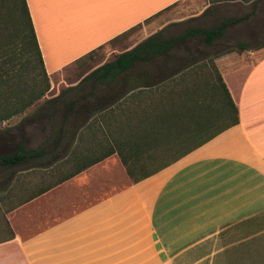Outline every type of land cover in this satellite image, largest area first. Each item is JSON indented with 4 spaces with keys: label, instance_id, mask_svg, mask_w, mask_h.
Listing matches in <instances>:
<instances>
[{
    "label": "crops",
    "instance_id": "crops-1",
    "mask_svg": "<svg viewBox=\"0 0 264 264\" xmlns=\"http://www.w3.org/2000/svg\"><path fill=\"white\" fill-rule=\"evenodd\" d=\"M185 1L25 0L49 99L76 93L95 67L74 84L63 73L87 53ZM196 1L197 11L180 20L186 29L213 27L257 3ZM244 36L236 42L253 41L256 32ZM213 62L236 106V124L136 182L111 154L9 211L2 199L0 264H264V40ZM66 140L60 136L59 154ZM97 170L107 180L91 177ZM41 171H23L18 183L49 182V169L33 181ZM72 185L75 193L67 190Z\"/></svg>",
    "mask_w": 264,
    "mask_h": 264
},
{
    "label": "trees",
    "instance_id": "trees-1",
    "mask_svg": "<svg viewBox=\"0 0 264 264\" xmlns=\"http://www.w3.org/2000/svg\"><path fill=\"white\" fill-rule=\"evenodd\" d=\"M234 22L228 18L168 38L150 35L92 69L73 96L63 90L49 99L51 103L46 100L49 112L40 110L39 115H45V130H50L49 156L46 140L35 148L17 142L12 151L0 154V201L6 200V211L111 154L136 182L236 124V106L213 58L241 51L246 44L236 42L212 58L193 56L188 47L185 54L177 53L187 35L202 36L208 46ZM48 88L25 0H0V123L22 113ZM51 115L55 120L48 118ZM62 135L68 140L66 152L59 154ZM35 169H43L44 176L49 169V182L31 190L18 183L23 171Z\"/></svg>",
    "mask_w": 264,
    "mask_h": 264
},
{
    "label": "rangeland",
    "instance_id": "rangeland-1",
    "mask_svg": "<svg viewBox=\"0 0 264 264\" xmlns=\"http://www.w3.org/2000/svg\"><path fill=\"white\" fill-rule=\"evenodd\" d=\"M199 6L200 4L196 0H187L162 11L146 20L143 24L136 25L125 35L103 45L92 54L79 60V62L76 65H73L71 69H67L65 73H63L66 83L74 84L83 74H86L92 68L105 61L112 60L118 53L131 48L150 35H157L159 38H168L183 34L189 24L180 21L181 18L191 12L197 11ZM246 15H251V17L247 19L244 17ZM228 18H234L236 19V22L228 26L225 29L224 34L214 39L210 45L205 46L202 43V36L187 35L182 41V45L179 46L177 53L185 54L184 47H188L193 56L212 58L214 54L229 47H234L236 40L248 38L244 35L252 31L256 32V36L251 37L253 41L245 42L247 47L259 45L260 41L264 40V0H257L254 7L243 10L239 14L230 17L224 15L221 19L219 18V20L214 22L212 26ZM201 28H207V26ZM23 69L25 70L24 74L27 76V67H24ZM114 85L115 83L107 87L108 93ZM51 94L52 93L47 90L40 99L26 108L22 113L0 123V151H11L14 144L17 142H20L29 148L33 146L35 147L41 142H44L47 133L45 130L46 120L45 115L39 114L41 113L40 110H46L49 112V107L46 106V100H49ZM66 96H69V94L66 93ZM103 167H109V165H103ZM99 173L105 175L101 177L103 180H107V174L98 170L92 171L91 177H94L95 174ZM41 175L44 176L42 173ZM33 178H35L33 181H36L40 179L41 176H39V178ZM126 180L128 182V179H125V181ZM44 181L46 180L44 179ZM118 182H120V180ZM25 188L31 190L32 187L27 185ZM75 188L76 186L72 185V187L67 190L71 193H75Z\"/></svg>",
    "mask_w": 264,
    "mask_h": 264
}]
</instances>
